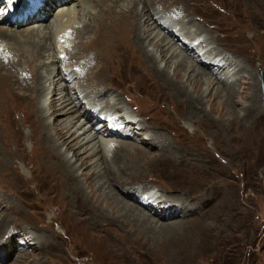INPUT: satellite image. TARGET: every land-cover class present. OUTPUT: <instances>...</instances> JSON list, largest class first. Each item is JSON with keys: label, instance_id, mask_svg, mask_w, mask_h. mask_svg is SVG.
<instances>
[{"label": "rangeland", "instance_id": "374dc122", "mask_svg": "<svg viewBox=\"0 0 264 264\" xmlns=\"http://www.w3.org/2000/svg\"><path fill=\"white\" fill-rule=\"evenodd\" d=\"M17 1L19 0H0V21L8 17L11 11H16L12 15L15 18H10L14 20L22 17L23 13L19 10L24 7L43 5L40 0H21L16 3ZM52 1L54 0H46L45 5ZM108 1H102L104 6L99 4V0L94 2L102 10L100 16L104 19L105 26L112 23L115 15L110 13L115 11L109 8H113L118 2ZM156 1L163 4L156 3V8L173 9L181 19L189 20L187 26L197 24L216 38L217 49L229 55V59L234 62L222 71H231L232 76L240 71L236 77L239 83L236 90L240 95L237 93L234 98H243H238L231 109L230 106H225V101L232 104L226 98L227 94L235 92L216 83L215 75L196 61L214 79L213 85L206 91L205 86L201 85L197 94H202V97L196 107L190 104L191 98L178 96L173 86L164 87L149 72L144 74L143 82L138 79V69H129V66L123 65L116 75L108 77L104 73L105 61L100 56L98 47L92 45L91 48V43L87 40L88 36H94L93 33L96 35L94 29L98 22H91L74 42V56L81 57L87 52L96 55L92 69L89 67L86 72L82 69L85 74L81 71V83L84 86L96 84L102 88H110V98L117 95L120 99L118 104L124 105L134 116L137 115L134 113L137 110L139 115L135 119H140V124L148 127V130L153 129L159 137L149 139V133L144 132L142 135L138 133L131 140L123 141L128 146L132 143L136 150L121 151L118 159V155L111 151L99 153L101 160L105 157L108 162L112 161L114 171L111 176L114 179L104 177L102 170L98 173L95 171L91 178L87 176L95 167L92 160L88 161L91 156L87 158V152H83L84 146L75 147V150H80L76 157L86 160V164L78 167L81 159L76 161L75 156L72 157V150L60 145L58 150L70 157L72 163L76 161V178H72L61 175V171L56 172L53 167L48 168V163H44L46 159H51L46 154V139L37 127L36 112L31 107L32 99H29L34 98L37 92V70L33 71L32 82L25 86L20 85L6 70L9 76L4 79L12 83L17 95H14L4 119L11 130V135L7 138L14 139L17 147H11L8 168L0 166V264H264V103L261 86L264 0L154 2ZM172 1L174 4L168 5ZM137 6L141 7L140 4ZM184 6L192 16L184 17ZM105 15L111 17L106 18ZM51 16L53 15L48 19ZM129 17L134 20L136 15L131 12ZM34 22L21 24L16 29H26ZM178 26H173L171 30L175 31ZM201 34L198 40L204 38L205 34ZM177 38L179 41H188L183 36ZM181 47L189 58H193L186 46ZM9 48L4 47L2 52L12 50L14 54L17 53L16 45ZM148 49L155 51L151 46ZM100 50L102 54L106 51L105 47ZM23 53L22 56L19 55L21 59L17 63L22 64L23 59L28 61V51ZM156 57L160 59L158 52ZM41 59L48 61L51 58L43 56ZM239 65L244 68H239ZM159 66L163 67V62H159ZM175 66L170 61L167 69L169 75ZM59 69L65 70L63 67ZM59 69L57 67L51 70V74L56 75ZM73 69L77 70L78 67ZM2 71L5 72L3 69ZM188 72H182L179 82L195 96L188 80ZM249 72H252V78H249ZM242 77H245L243 84L240 80ZM53 83L54 81L46 83L48 90L43 100L47 104L51 103L48 99L55 92ZM217 87V94H214ZM252 102L257 110L252 106L246 107V103ZM84 106V102L79 103L78 111L84 109ZM51 112L52 110L49 113ZM232 117H238V123L233 127H240L239 123L242 126L249 124L251 130L247 128L245 132H241L227 126ZM93 118L94 116H90L87 121ZM52 119L50 115L49 121L52 122ZM55 120H59V116ZM97 121L94 122L96 129ZM79 122L90 125L83 117L79 118L76 126ZM27 125L35 127L32 136L38 148L34 152L27 139ZM2 132L0 123V137ZM48 132L51 134L50 129ZM37 160L42 162L38 163ZM78 184L81 185L84 196L77 192ZM89 185L96 187L93 196H90ZM123 188L126 191L124 196L131 197H122L120 191ZM148 189L157 192L160 199L170 196L175 201L179 197L186 199V202L190 201L189 203L195 202V199L203 201L195 207L188 206L189 212L185 217L174 216L158 220L154 228L156 232H151L144 222H135L126 212V205L116 200L118 195L128 202L127 205H132L135 203L134 198L139 196L137 201L143 205L144 199L140 193ZM96 196L104 200L99 203ZM84 198L89 200L91 208L100 207L104 215L90 216V207ZM106 201L108 205H105ZM152 208L157 215L159 208ZM153 224L154 221L151 222L152 227ZM203 231L208 235L202 236L206 240L201 238V243H195L196 234ZM195 246L197 247L194 249Z\"/></svg>", "mask_w": 264, "mask_h": 264}, {"label": "bare ground", "instance_id": "6f19581e", "mask_svg": "<svg viewBox=\"0 0 264 264\" xmlns=\"http://www.w3.org/2000/svg\"><path fill=\"white\" fill-rule=\"evenodd\" d=\"M19 1L16 3H19ZM40 1H43V5H40L39 7L32 4V7L26 6L19 10L23 13L21 18L14 20L10 19L15 18L12 15L13 13H16V11H11L8 13L10 14L8 17L6 16L0 21V123L2 124L3 130L2 136L0 137V166L3 169L8 168L7 164L8 158L10 159L9 155L11 153V147H17L14 139L8 140L7 138L11 135V130L8 129L9 125L4 119L8 112V108L12 103V99L15 97L14 95H17L12 83L7 82L4 79L6 76H9V74L6 73V70L13 75L20 85L24 86L32 82L33 71L35 72V70H37L35 73V79L38 83L37 92L34 98L32 97L29 99H32L31 107L35 109L36 112L35 120L37 127L40 129V133L43 134V138L46 139L45 147L48 148L46 154L52 160L46 159L44 162L43 159L42 161L45 164L48 163L50 165L48 168L52 169L53 167L56 172L58 170L61 171L60 174L63 176L76 178L74 175L75 168L86 164V160L79 158L81 159L80 164L78 167H75V162L78 159L76 156L80 153V150H75V147L84 146L83 152H87L86 157L88 158L91 156L88 161L92 160L95 169L87 176L91 178L95 171L98 173L102 170L104 177L114 179L111 176L114 171V168L111 165L112 161L108 162L105 157L101 160V155H99V153L106 154V152L111 151L118 155V157H116L118 159L120 157V154L118 153L121 151L136 150L133 148L134 145H132V143H129L131 146H128L125 145L126 143L123 141H128V139L131 140L135 135H138V133L142 135L144 132L149 133V139L159 137L158 134L154 133L153 129L148 130V127L140 124V119H135V117L139 115L137 110L134 112L135 115H137L134 116L126 110L127 108L124 105L118 104L120 103V99L117 95L110 98V88H102L95 83L94 86H84L81 83L83 78V75H80L81 71L82 74H85L87 69L89 70V67L95 64L94 58H96V55L87 52L81 57L74 56L76 48V43L74 42L77 41L75 39H77L89 27V25H91L90 23H93L94 21L96 23L98 22L97 27L94 29L96 35L93 33L94 36H88L87 40L91 43V48L93 47L92 45L98 47L100 51L99 54L105 61L104 73H107L108 77L116 75L123 65L129 66V69H138V79L143 82L145 79H143V77H145L144 74L147 75V72H149L152 74L154 80H159L164 87L173 86L175 93L178 94V96H182L185 99L191 98L192 100L190 101V104L194 105V107L197 106L196 104L199 102V98L202 97V94H197L201 85L203 84L205 86L204 91H206L211 85H213L214 79H216V83L219 82L223 84V86H227V89L235 92H229L227 94L226 98L230 100L232 104L225 101V106H230L231 109L232 105L238 98H243L242 96H239L236 99L234 98L237 93L240 95V92L236 90V88H239V83L237 82L236 77L240 71L236 72L234 76H232L231 71H222L229 68L234 62L229 59V55H226V53L217 49L215 44L216 38L211 36L197 24L187 26L189 20H186V22L184 18L181 19L180 16H177L179 14L175 13L173 9L165 10V7L162 9H159L160 7H155L156 3L162 4V2H154L155 0H111L113 3L115 1L118 2H115L116 5L113 8L108 4L106 5L110 7V10L113 9L116 13L110 12L115 15L112 17V23L105 26L103 23L104 19L100 16L102 10L96 5L98 0L96 3H94L95 0H54L47 5H45L46 0ZM99 1V4L103 5L102 1L104 0ZM182 1L184 2L185 0ZM139 4L141 5L140 8L137 6ZM173 4L172 1V3L168 5ZM165 5L166 4H164V6ZM148 6L149 9L147 8ZM8 8H10L9 5ZM129 8H131V10ZM184 9L186 12L184 17H188V15L192 16L189 11L186 10L185 6ZM131 12L136 15L134 20H131L129 17ZM50 15L53 16H51V19H48ZM110 17L111 16H106V18ZM32 21H35L31 24L32 26H28L26 29H16L17 26ZM177 24L179 25L177 29L175 31L171 30V28L175 25L177 26ZM190 26H193V28H190ZM201 33H203V35L205 34V36L203 39L198 40ZM177 36L186 37L188 41H179ZM207 36H209V38ZM209 44H211V46ZM11 45H16V54H14L12 50L8 53L2 52L4 47L11 48ZM179 45L186 46L188 52L192 53L193 58H189L188 54H185L186 51ZM148 46L154 48L155 51L148 49ZM101 47H105L106 49L103 54L100 50ZM23 51H28V58L26 59L31 62L23 59L22 64L17 63L18 59H21L20 56L24 54ZM156 51L160 55L159 60L156 57ZM99 54L97 58L99 57ZM43 56L51 59L48 61L42 60L41 58ZM73 58L75 60H73ZM170 61H173L176 64L171 75L167 73ZM195 61L206 67L210 74H214V79H211L208 75V71L199 67V64ZM82 62L84 64H82ZM159 62H163V67L159 66ZM22 65H24L23 68L21 67ZM73 65H76L78 69H73L76 67ZM212 66L213 68H211ZM57 67L58 69L63 67L65 70L62 71L59 69L57 74L54 73L56 75H52L51 70ZM239 68L243 69L244 67L239 65ZM2 69L5 70V72H3ZM39 69L44 71V73ZM82 69H84L85 72ZM186 71H189L188 80L191 82L192 93H195V96H192L191 92L187 90L185 85L179 82L182 72L184 73ZM248 74L249 78H252V72H249ZM54 76L57 78L55 79ZM204 76H206V78ZM232 77L234 80H232ZM244 78L245 77H242L240 79L241 84H243ZM51 81H54L52 85H55L53 86V92H55L52 93L48 99L51 103L47 104L45 103V100H43V97L48 90L46 83ZM257 83L259 86L258 81ZM59 85L60 87H58ZM217 91L218 87L214 94H217ZM81 102H84L85 106L84 109L78 111L77 107ZM250 106L255 108L253 102L252 104L246 103V107L250 108ZM255 109L257 110V108ZM51 110L52 112L49 113ZM256 114L259 115V113ZM50 115L53 118L52 122L49 121ZM56 116H59V120L57 121L55 120ZM90 116H94V118L87 121ZM80 117H83L86 122L90 123V125L87 124L89 127H87L86 124L85 126L84 122H79L76 126V122ZM237 119L238 117H236V119L232 117V119L228 120L227 126H231L233 129L241 132H245L247 128L251 130L250 125H247L246 123L247 126H242L239 123L240 127H233L236 122L238 123ZM53 121H56V123ZM95 121H97L96 124H98V126H96L98 127L97 129L95 128ZM99 123L101 126H99ZM224 124L225 123H222L223 127H226ZM27 127L29 128L27 139L30 141L31 150L34 152V150L36 151L38 148L37 142L32 136L35 127L29 125H27ZM49 129L51 134L48 132ZM248 136L252 139L251 134ZM162 137L164 138L163 135ZM139 138L141 139L143 137ZM60 145H64L66 146V149L68 148L72 150V157L75 156L76 158L74 163L71 162L70 157H67L58 150ZM37 162L41 163L40 160H37ZM101 165H103L102 169ZM88 188L90 189V196H93L96 192V187H94V185H89ZM212 188L214 187L212 186ZM124 189L125 188L120 191V194L125 198L126 195L124 196V194H126V191ZM81 190L82 187L78 184L77 192L79 194L82 193L81 196H84L83 191ZM156 193L157 192L151 191L150 189L140 193L144 199L143 205L139 204L137 201L139 196H134L136 204L133 202L132 205H127L128 202L124 201L122 197H119L118 195L116 200L126 205L124 206L126 212L129 216L133 217L135 222H144L151 232H156L154 228H156L158 220L170 219L174 216L185 217L189 212L188 206L195 207L197 203L199 204V202L203 201V199H195V202L193 201V203H189L190 201L186 202V199L182 197L177 198L175 201L174 199L172 200L170 196L160 199V196ZM96 198L99 203L104 200L100 199L99 196H96ZM84 199L90 207V216L94 215L101 217L104 215L100 207L97 208L96 206L95 208H91L89 200H87V198ZM105 205H108L107 201L105 202ZM152 206L159 208L157 215ZM153 221L154 224L152 227L151 222ZM185 221H187V219L184 220L183 223ZM204 235L208 236L204 231L198 232L195 236L194 242L198 243L201 238L205 239L202 237ZM189 243L187 242V244ZM200 246L202 245L200 244ZM196 247L197 246H195L194 249ZM198 260L202 262L201 258H198Z\"/></svg>", "mask_w": 264, "mask_h": 264}, {"label": "water", "instance_id": "95a60500", "mask_svg": "<svg viewBox=\"0 0 264 264\" xmlns=\"http://www.w3.org/2000/svg\"><path fill=\"white\" fill-rule=\"evenodd\" d=\"M261 86H262L263 103H264V62L262 65V70H261Z\"/></svg>", "mask_w": 264, "mask_h": 264}]
</instances>
